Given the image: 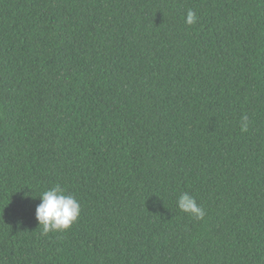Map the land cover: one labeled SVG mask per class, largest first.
Listing matches in <instances>:
<instances>
[{"label": "trees", "instance_id": "16d2710c", "mask_svg": "<svg viewBox=\"0 0 264 264\" xmlns=\"http://www.w3.org/2000/svg\"><path fill=\"white\" fill-rule=\"evenodd\" d=\"M0 264H264V0H0Z\"/></svg>", "mask_w": 264, "mask_h": 264}, {"label": "clouds", "instance_id": "9594fccd", "mask_svg": "<svg viewBox=\"0 0 264 264\" xmlns=\"http://www.w3.org/2000/svg\"><path fill=\"white\" fill-rule=\"evenodd\" d=\"M196 21V13L189 9L185 15V23L193 25ZM247 129L248 117L245 115L241 118V131H247ZM39 197L40 203L35 208V217L41 226L42 234L68 229L77 220L80 204L74 195L66 194L60 184H55L43 191ZM177 206L180 210L191 213L197 220L205 216L203 207L199 206L195 198L187 193L179 197Z\"/></svg>", "mask_w": 264, "mask_h": 264}]
</instances>
